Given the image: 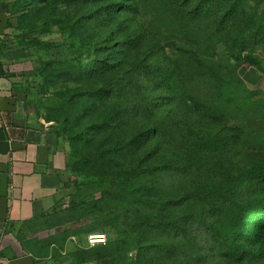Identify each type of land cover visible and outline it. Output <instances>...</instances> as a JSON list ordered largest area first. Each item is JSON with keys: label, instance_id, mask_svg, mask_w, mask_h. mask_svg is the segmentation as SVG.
I'll use <instances>...</instances> for the list:
<instances>
[{"label": "rangeland", "instance_id": "1", "mask_svg": "<svg viewBox=\"0 0 264 264\" xmlns=\"http://www.w3.org/2000/svg\"><path fill=\"white\" fill-rule=\"evenodd\" d=\"M0 49L18 53L29 109L56 133L71 124L65 87L77 86L58 82L61 70L73 76L81 58L132 84L131 118L163 125L173 164L134 208L71 161L69 195L20 233L40 264H264V0H0ZM225 92L236 99L224 116ZM90 233L107 243L90 246Z\"/></svg>", "mask_w": 264, "mask_h": 264}, {"label": "trees", "instance_id": "2", "mask_svg": "<svg viewBox=\"0 0 264 264\" xmlns=\"http://www.w3.org/2000/svg\"><path fill=\"white\" fill-rule=\"evenodd\" d=\"M88 63L90 62H83L80 58L76 61L73 76L69 70H61L62 75L57 80L69 81L71 77V81L77 82V86L72 89L66 86L64 93L68 104H72L66 116L67 122L71 124L65 130L57 131L60 137L67 135L71 143L72 150L68 154L67 166L72 161V167L83 177L85 183L90 181L99 186L108 194L106 197L116 196L134 208L138 205L146 206L151 198L156 197V174L158 171L170 169L173 165L170 163L171 157L162 154V150L165 151V140L161 141L158 135H161L163 125L156 123L153 128L147 127V122L141 120L142 114L138 110L135 116L138 119H132L130 113L134 107L131 100L133 85L108 78L110 70L105 67L87 69ZM230 67L226 63L222 66L229 73V77L232 70ZM261 67L264 71L262 65ZM204 68L209 71V78H221V71L217 69L215 62L211 66L206 63ZM234 80H227L226 84ZM84 83L90 84L84 88ZM235 97V94L228 92L220 95L215 105L223 106L219 110L221 115L234 113L230 109ZM248 103L247 101L246 104ZM203 108L204 106L201 107ZM155 139L158 140L151 145V141ZM200 141L194 139L193 147L197 148ZM160 158L168 160L164 162L163 168L157 163ZM255 171L253 168L251 177L257 186L260 176ZM167 202L162 203L166 205ZM162 217L164 216L158 218L160 225L167 223ZM137 222L136 218L130 224Z\"/></svg>", "mask_w": 264, "mask_h": 264}, {"label": "crops", "instance_id": "3", "mask_svg": "<svg viewBox=\"0 0 264 264\" xmlns=\"http://www.w3.org/2000/svg\"><path fill=\"white\" fill-rule=\"evenodd\" d=\"M17 55L0 49V264H40L20 233L69 195L70 149L30 111Z\"/></svg>", "mask_w": 264, "mask_h": 264}, {"label": "built area", "instance_id": "4", "mask_svg": "<svg viewBox=\"0 0 264 264\" xmlns=\"http://www.w3.org/2000/svg\"><path fill=\"white\" fill-rule=\"evenodd\" d=\"M87 240L90 246L103 245L107 243V236L105 233H90L87 236Z\"/></svg>", "mask_w": 264, "mask_h": 264}, {"label": "snow or ice", "instance_id": "5", "mask_svg": "<svg viewBox=\"0 0 264 264\" xmlns=\"http://www.w3.org/2000/svg\"><path fill=\"white\" fill-rule=\"evenodd\" d=\"M102 239V238H101Z\"/></svg>", "mask_w": 264, "mask_h": 264}]
</instances>
